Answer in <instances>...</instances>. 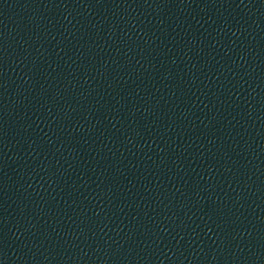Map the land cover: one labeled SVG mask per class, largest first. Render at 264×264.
<instances>
[{
  "label": "water",
  "instance_id": "95a60500",
  "mask_svg": "<svg viewBox=\"0 0 264 264\" xmlns=\"http://www.w3.org/2000/svg\"><path fill=\"white\" fill-rule=\"evenodd\" d=\"M0 264H264V0H0Z\"/></svg>",
  "mask_w": 264,
  "mask_h": 264
}]
</instances>
